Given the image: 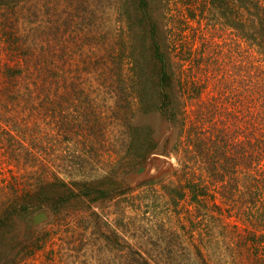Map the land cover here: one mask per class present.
I'll return each mask as SVG.
<instances>
[{
	"label": "rangeland",
	"instance_id": "obj_1",
	"mask_svg": "<svg viewBox=\"0 0 264 264\" xmlns=\"http://www.w3.org/2000/svg\"><path fill=\"white\" fill-rule=\"evenodd\" d=\"M155 1L141 6L148 14L138 3L126 14L124 0H102L91 25L81 26L74 19L68 28L65 20L72 5L67 2L55 7L43 0L33 19L22 8L15 20L0 10V264H244L237 246L241 234L233 228L234 210L226 211L221 223L209 215L202 223L198 218L192 223L189 216L196 218L199 211L175 192L188 175L202 173L194 153L185 152L193 136L186 133L177 141L174 127L152 109L140 111L135 99L128 112L131 123L149 125L154 142L141 166L134 150L128 153L131 141L125 139L126 122L120 116L125 109L112 83L113 57L123 52L122 70L132 90V46L135 59L151 69L155 48L162 42L180 73L191 67L185 51L200 50L201 42H207L212 51L197 54H214L221 64L198 71L195 77L206 85L199 94L182 96L185 131L193 125L204 136L214 128L227 129L237 143L250 137L252 123L264 121V63L250 66L259 63L262 50L243 36L235 37L229 20L217 29L204 20L201 30L188 13L191 3L202 0H162L159 6ZM251 7L254 2L244 7L250 25L258 14V8ZM12 21L17 38H23L18 44L25 45L35 25L39 30L55 27L54 101L42 100L39 97L46 95L33 89L27 92L23 80L10 82V67L26 69L3 35ZM123 36L127 47L119 44ZM84 59H89L88 70ZM76 87L85 98L75 94ZM182 161L194 167L188 175ZM259 167L253 175L261 182L264 157ZM43 211L47 219L36 224L34 217Z\"/></svg>",
	"mask_w": 264,
	"mask_h": 264
},
{
	"label": "trees",
	"instance_id": "obj_2",
	"mask_svg": "<svg viewBox=\"0 0 264 264\" xmlns=\"http://www.w3.org/2000/svg\"><path fill=\"white\" fill-rule=\"evenodd\" d=\"M42 1L0 0V10L4 9L6 11L4 14L7 15L8 20L10 18L15 20V15L22 8V13L27 10L29 17L33 19L38 14V7ZM124 1L122 7L124 13L129 12L128 7L131 4L135 5L136 3L137 5L138 3V7L142 9V12L148 14L141 6H144L149 0ZM62 2L72 5V13H68L65 20V25L68 28L74 19L80 20L78 23L81 26L91 25L93 14L98 12L95 6L102 0H46L47 5L53 3L55 7ZM251 2H254V7L251 8H258V14L256 18L254 17L255 21L252 20V25L245 21V17H247L245 8H249ZM160 3H162V0L155 1L158 6ZM190 8L191 11L189 10L188 14L192 19H197L201 30H205L202 25L204 20H206L208 26L213 25L215 29L221 21L229 20L230 27L236 32L235 37L243 36L246 38V42L250 43L252 41L262 50L258 59L259 63L253 62L250 66L255 67L262 62L264 63V0H202L195 5L191 3ZM200 18L201 20H199ZM130 20H132L131 17H129ZM2 23H7L6 19ZM11 23L12 28L9 25L5 26L6 29L3 31V35L6 38L9 50L11 49L10 52L17 54L15 59L19 58L25 64L26 69H20L19 65L10 67L7 71L10 82L18 83L23 80L27 92H32L33 89L39 96L46 95L45 97H39L42 100L52 101L54 95L56 96L55 87L57 86V76L52 66L56 56L55 27L51 24L47 29L42 28V30H39L38 25H35L32 29L33 36L25 45L18 44L23 38H17L13 30L15 21ZM154 26L152 23L150 29L153 39L157 38L158 42L160 37ZM124 39L123 36L119 44L122 47H127ZM157 42L153 41V43ZM200 45V50L196 48L195 50L185 51L184 58L190 59L191 67L180 73L172 67L174 64H172L170 49L162 42H159L155 48L153 55L154 67L151 69H147L146 64L140 63L138 58L135 59L136 47L132 46L130 48L129 46L130 60H132L130 69L135 74L134 77H130L134 82L132 90L129 89L131 88L129 78L122 70L123 52L113 57L115 76L112 83L117 84L116 90L120 97L118 102H121L125 109V112L120 116L126 122L125 139L131 141V150L128 153L134 150V160L140 163L141 166L150 153L149 150L154 142V133L149 125L141 127L134 126L131 123L132 120L128 112L131 103L136 99L139 102L140 111L146 113L149 109H152V111L162 115L166 122L174 127L177 141L186 133L187 136H193L194 138L192 146L188 145L185 152L187 154L194 153L195 159L198 158L201 162L200 169L202 173L197 177L194 176L196 172H193L194 177L188 175L194 167H190L191 164L182 161V169H189L186 173L188 177L186 183L177 187L175 191H178L177 196L179 199H189V203L196 206L199 211L196 218L193 214L189 216L191 222L193 223L198 218L197 222L202 223L208 218L205 215H209L210 218L214 216L213 221L221 223L228 216H226V211L233 214L232 208L237 218L233 228L241 234L237 246L244 264H264V177L260 182V179L253 175L256 170L258 172L260 162L264 157V121L261 125L255 124V122L252 123L253 128L250 130V137L237 143H235L227 129L214 128L213 131L211 130L209 134L204 136L200 134L199 129L195 131L193 125H191L192 127L188 132L185 131L186 122L183 116L185 103L182 101V96L193 92L199 94V88L206 85L200 83L199 77H195L198 71L209 70V66L215 65V67H218L221 64L214 54L208 57L199 56L197 52L210 53L212 51V47L207 42H201ZM38 49L39 51H37ZM145 49L143 50L146 52ZM83 62L85 70H88L89 59H84ZM149 72L150 74H148ZM184 73L193 74L184 76ZM79 89V87H76L74 91L75 94L81 96ZM44 91H49V94L47 95ZM9 94L12 96L11 98L15 99L13 93ZM30 96L33 98V93ZM80 98L85 97L81 96ZM202 114L206 115L205 113ZM86 117L89 118V115ZM261 117H264V114ZM202 119H206V116ZM135 165L137 164L135 163ZM240 172L242 173L241 178L238 177ZM210 201L215 203L209 205ZM213 211L219 212L216 214ZM202 228H199V231ZM169 249L171 250V248ZM172 249L176 251L175 246ZM197 253L205 260L203 251Z\"/></svg>",
	"mask_w": 264,
	"mask_h": 264
},
{
	"label": "water",
	"instance_id": "obj_3",
	"mask_svg": "<svg viewBox=\"0 0 264 264\" xmlns=\"http://www.w3.org/2000/svg\"><path fill=\"white\" fill-rule=\"evenodd\" d=\"M47 219V213L46 212H40L39 214H37L35 217H34V221L35 223H40L42 222L43 220Z\"/></svg>",
	"mask_w": 264,
	"mask_h": 264
}]
</instances>
